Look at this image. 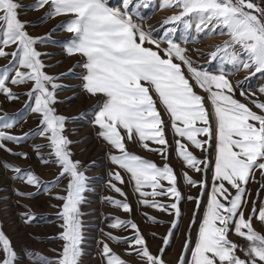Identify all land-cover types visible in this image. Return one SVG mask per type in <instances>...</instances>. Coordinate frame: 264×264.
Segmentation results:
<instances>
[{
  "label": "snow or ice",
  "instance_id": "1",
  "mask_svg": "<svg viewBox=\"0 0 264 264\" xmlns=\"http://www.w3.org/2000/svg\"><path fill=\"white\" fill-rule=\"evenodd\" d=\"M130 5L140 6L133 4V0H124L125 10L121 11L109 6L107 0H38L34 7L42 9L49 6L48 18H69L59 26L72 34L63 46L67 55L82 58L79 66L86 70L81 77L83 89L92 97L102 98L95 113V124L100 129V137L119 152V155H112L111 160L130 174L136 191L145 197L143 204L164 212L173 210L169 212L174 216L171 229H176L180 221L182 198L176 187L173 169L167 164L158 167L132 154L126 141L137 140L146 149H149L148 141L163 145L165 148L149 150L166 156L168 141L157 109L158 102L170 115L175 133L182 139L186 138L196 149L207 151L215 140L214 164L207 159H198L184 143L176 142L179 156L187 167L203 172L212 166L214 180L219 182L213 184L194 247L189 249L191 241L186 240L177 264H264V234L257 231L253 223L256 219L264 225V207L257 209L253 205L250 215L245 216L247 185L254 180L257 171L264 174V102L252 101L260 110L258 113L235 99L233 85L225 75L198 71L186 55V49L179 45L168 41L169 47L160 50V44L150 32L134 22ZM143 6L148 7L147 0ZM163 6L182 9L166 23L175 24L185 17H194L198 21V33L218 30V34L230 37L211 53L212 60L225 53L227 62L237 70L254 69V73H264V0H260L259 4L256 0H163ZM20 8L17 0H0V58L11 57L9 65L0 68V93L15 100L18 96L6 86L8 82L12 85H32L27 95L34 102V107L31 103L25 107L42 118L41 126L34 134L48 139L55 156L54 162L61 167L60 175L70 178L66 195L58 197L64 201L59 213L63 220V232L59 236L64 241L62 252L55 261L34 254L35 264H80L84 237L79 206L87 190V177L80 170L79 162L71 159L72 154L68 150L71 142L62 134L66 118L57 115L52 107L57 102L54 90L59 85L54 82V77L44 72L45 64L36 48L38 43H44L48 38H35L26 31L25 22L19 18ZM146 44L155 45L156 50L146 47ZM235 46H239L238 49ZM9 48L13 50L6 51ZM229 49L233 51L229 52ZM182 65L187 66L191 78L208 93L211 113L205 106V97L194 91ZM10 73L14 75L10 76ZM261 91L264 92V89ZM241 95L244 93L241 92ZM212 120L215 121L214 128ZM0 122L3 128H12L16 117L0 116ZM25 138L0 131V149L11 151L4 141L20 143ZM12 171L28 185L41 187L39 178L31 172L20 168H12ZM115 179L124 183L119 173L115 174ZM186 179L193 186H205L198 185L191 177L186 176ZM162 181H167L169 187L165 188ZM225 182L235 190V194L225 187ZM113 187L121 196L125 195L120 188ZM144 188L152 191L145 192ZM18 194L22 197L32 195ZM164 195L170 196L174 202L164 205L146 199ZM113 203L125 212L132 211L128 203ZM24 215L27 222L37 219L31 213ZM150 219L156 222L154 218ZM125 223L116 219L111 227L120 228ZM128 226L136 233L129 241L130 247L145 264H167L163 248L159 255L152 254L137 225L132 223ZM230 232L246 241V246L232 241ZM172 235L170 230L164 238L165 247ZM109 238L120 242V238L111 234ZM0 251L5 254L0 264H14L17 254L2 227ZM189 251L190 260H187L185 256ZM241 252L244 253L243 258L238 254ZM103 256L106 264H126L107 244L103 247Z\"/></svg>",
  "mask_w": 264,
  "mask_h": 264
},
{
  "label": "rangeland",
  "instance_id": "2",
  "mask_svg": "<svg viewBox=\"0 0 264 264\" xmlns=\"http://www.w3.org/2000/svg\"><path fill=\"white\" fill-rule=\"evenodd\" d=\"M17 2L21 4L18 10L19 18L25 22L26 31L35 38H48L44 43H38L36 48L41 53L40 58L45 64L44 72L54 77V82L59 85L54 90L57 102L52 107L57 115L66 118L62 134L71 142L68 148L72 154L71 159L79 162L80 170L87 177V190L83 193L84 199L79 206L84 237L81 244L80 264H106L103 256L105 244L112 249L113 253L126 261V264H145L129 244L136 234L135 230L128 226L132 223L137 225L152 254L159 255L163 248V258L167 264H177L184 251L186 240L191 241L189 249L194 247L213 184L219 182L214 180V167L212 166L203 172H196L187 167L179 156V147L176 142L184 143L198 159H207L214 164L215 140L212 141V147L207 151L196 149L186 138L182 139L175 133L170 115L158 102L157 109L161 114L165 137L168 141L166 156H161L158 151L149 150L165 148L163 145L148 141L149 149H146L137 140L126 141L127 149L132 154L139 155L158 167L162 168L167 164L173 169L176 176V187L182 198L179 205L180 221L176 229H171L174 216L169 212L173 210L169 209V212H164L143 204L142 200L145 197H141L136 191L130 174L111 160V156L119 155V152L100 137V129L95 124V113L102 98L92 97L83 89L84 81L81 77L86 70L79 66L82 58L78 55H67L63 46L72 34L59 26L69 18L66 16L48 18L49 6L42 9L34 7L38 0H17ZM107 2L113 8L125 10L124 0H107ZM256 2L259 4L260 0ZM144 3L145 0H133V4L140 5L139 7L130 5L133 20L140 24L146 32H150L160 44V50L167 49L168 41H171L186 49V55L198 71L211 75H225L233 85L235 99L247 104L250 108L254 106L252 101L264 102V92L261 91L264 89V73H254V69L237 70L235 66L227 62L225 53H220L215 60L210 58L217 46L223 45L230 39L228 35L218 34V30L217 32L205 30L198 33L196 31L198 21L194 17H185L183 21L175 24L166 23L170 17L180 14L182 9L179 7L166 8L163 6V0H147L148 7H144ZM145 46L156 50L155 45L146 44ZM235 47L238 49L239 46ZM12 50V48L6 49V51ZM231 51L233 49H229V52ZM161 54L163 55V51ZM10 60L11 57L0 58V68L8 66ZM174 62L181 63L179 60H174ZM182 67L186 77L190 78L194 91L205 97V106L211 113L212 106L208 93L191 78L187 66L182 65ZM18 70L26 71V69L19 68ZM12 75L14 73H10V76ZM6 86L18 96V99H8L5 94L0 93V116L16 117V122L12 128H3L0 122V131L26 138L20 143L4 141L11 151L0 149V227L11 241L17 254L14 264H35L34 254L55 261L62 252L64 244V241L59 239L63 232L61 227L63 220L59 213L62 212L64 201L58 197L66 195L70 178L60 175L61 167L54 162L55 156L49 147L48 139L34 134L41 126L42 118L25 107L29 103L34 107V102L27 95L32 85H12L8 82ZM241 92L244 95H241ZM254 109L256 112L260 111L255 106ZM212 125L214 128V120H212ZM198 138L206 139L205 137ZM200 167L204 168V165ZM12 168H20L24 172L36 175L41 182V187L38 189L28 185L26 180L17 177ZM116 173L120 174L124 183L115 179ZM186 176L191 177L198 185L205 186L189 184ZM162 184L165 188L169 187L167 181H162ZM113 185L120 188L125 195L121 196L116 192ZM225 187L235 194V190L231 189L226 182ZM143 191L151 192L152 190L144 188ZM20 192L32 195L22 197L18 194ZM247 192L246 217L250 215L253 205L257 209L264 207V174L260 171L255 173L254 180H250L247 185ZM146 199L149 202L155 200L164 205L174 202L167 195L154 198L149 196ZM113 201L128 203L132 211H123L116 207ZM26 213L35 215L37 219L27 222V217L24 215ZM150 218H154L156 222ZM116 219L125 221V225L120 228L111 227ZM253 223L256 230L264 234V225L256 219ZM170 230L173 235L168 246L165 247L163 240ZM109 234L120 238V242L110 239ZM229 238L241 246L247 244L234 232L229 233ZM238 254L244 257V253ZM4 256L5 254L0 251V259ZM185 259L190 260V251Z\"/></svg>",
  "mask_w": 264,
  "mask_h": 264
},
{
  "label": "bare ground",
  "instance_id": "3",
  "mask_svg": "<svg viewBox=\"0 0 264 264\" xmlns=\"http://www.w3.org/2000/svg\"><path fill=\"white\" fill-rule=\"evenodd\" d=\"M251 108H252V110H253V109H254V106H251ZM254 110H256V109H254ZM254 110H253V111H254ZM259 112H260V111H259ZM259 112H258V113H259Z\"/></svg>",
  "mask_w": 264,
  "mask_h": 264
}]
</instances>
